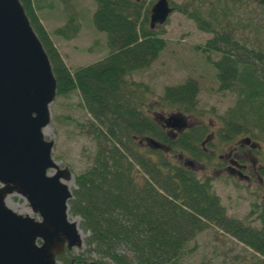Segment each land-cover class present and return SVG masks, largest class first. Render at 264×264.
Instances as JSON below:
<instances>
[{"label": "trees", "instance_id": "1", "mask_svg": "<svg viewBox=\"0 0 264 264\" xmlns=\"http://www.w3.org/2000/svg\"><path fill=\"white\" fill-rule=\"evenodd\" d=\"M69 1L60 0L64 5ZM93 1L92 26L105 35L107 53L100 61L70 71L51 36L74 38L79 31L76 14H67L63 26L49 33L41 23L40 1L19 0L50 63L56 97L77 92L88 116L78 125L79 131L93 145L91 165L73 176L67 213L79 219L78 228L87 235V252L99 259L85 263V258L65 251L56 260L62 264H179L186 245L212 228L248 248L258 264H264V209L257 215V226L228 217L210 179L196 176L174 160L175 150L189 153L194 162L211 159L201 151L198 135H184L174 144L153 113L159 109L192 114L196 82L187 79L165 87L151 106L145 104L153 97L148 86L130 79L133 72L147 69L165 47L160 34L148 28V6L141 0ZM257 3L264 12V0ZM171 5L199 31L212 35L203 56L207 60L210 53L219 54L211 63L218 91L234 96L225 129L247 134L264 146L263 56L239 48L230 32L219 33L217 19L211 18L215 23L204 20L202 9ZM149 138L169 152L139 145Z\"/></svg>", "mask_w": 264, "mask_h": 264}, {"label": "rangeland", "instance_id": "2", "mask_svg": "<svg viewBox=\"0 0 264 264\" xmlns=\"http://www.w3.org/2000/svg\"><path fill=\"white\" fill-rule=\"evenodd\" d=\"M39 1L43 6L39 11L41 23L49 33L54 28L63 26L67 14L71 12L76 14L79 31L74 38L65 41L51 36L70 71L93 64L105 57L107 53L105 35L96 31L91 22V13L95 9L93 0H70L68 5H64L60 0ZM141 1L149 9L155 0ZM168 2L170 5L171 3L177 6L187 4L188 7L202 9L204 20H209L210 23L212 17L217 19L218 25L221 26L219 33L224 30L230 32L232 42H235L239 48L252 54L260 53L264 60V12L257 0H168ZM65 6L69 7L65 8ZM155 31L164 39V49L147 69L138 70L130 75L133 82L147 85L152 92L153 97H150L145 104L154 105L165 87L177 86L191 79L197 85L196 109L192 114L181 115L189 122L211 124L214 128L215 125L219 128L226 121L225 116L232 108L234 96L229 92L218 91L216 73L211 63L219 59V54L210 53L207 60L203 56L202 49L212 35L199 31L193 21L175 9L169 14L166 22ZM48 110L50 120L44 129L43 138L53 143L52 161L59 168L68 169L72 176L81 173L91 165L93 145L90 137L79 131L78 125L88 119L81 107L79 95L73 91L66 97H55L49 104ZM153 113L165 117L175 112L155 109ZM177 153L178 151L175 150L174 154ZM182 154L184 160H193L189 153ZM204 161L205 170H202L204 172L201 173L202 176L199 175L198 170L195 174L210 179L212 192L218 197L226 215L234 219H245L251 222L249 223L251 226H257V223H252L253 219L248 216L249 208L255 201L253 196L245 189L238 188L237 185L225 182L212 174L211 166L215 156ZM49 173L52 174L53 171L50 170ZM63 183L66 185L71 183L69 187L67 186L68 190L74 187L72 180ZM7 199L6 206L14 213L39 220L38 216L30 211L24 199L15 195H10ZM69 219L79 223L78 218L69 217ZM86 237L87 235L82 234L81 247L69 252L72 257L81 256L85 258V263H92L99 258L94 253L87 252L88 248L84 243ZM58 264L62 263L58 262ZM179 264H258V257L232 238L208 228L198 233L186 245Z\"/></svg>", "mask_w": 264, "mask_h": 264}, {"label": "water", "instance_id": "3", "mask_svg": "<svg viewBox=\"0 0 264 264\" xmlns=\"http://www.w3.org/2000/svg\"><path fill=\"white\" fill-rule=\"evenodd\" d=\"M172 10L168 0H155L149 30L163 25ZM55 97L50 63L22 5L0 0V264H56V256L82 244L67 214L71 193L63 182L72 174L52 161L53 143L42 134ZM162 124L170 130L185 127L180 114ZM145 144L161 148L153 139ZM10 195L24 199L39 220L10 210L5 205Z\"/></svg>", "mask_w": 264, "mask_h": 264}, {"label": "flooded vegetation", "instance_id": "4", "mask_svg": "<svg viewBox=\"0 0 264 264\" xmlns=\"http://www.w3.org/2000/svg\"><path fill=\"white\" fill-rule=\"evenodd\" d=\"M158 124L160 123L158 122ZM215 127L211 124L204 125L188 120H186L185 127L179 130L169 131L161 126L164 136L174 144L184 135L190 133L198 135L201 151L212 156L211 158L215 156V161L211 166L212 174L225 182L237 185L238 188L245 189L253 196L255 201L249 208V217L257 223V215L259 211L264 209V146L260 141L251 138L247 134L229 133L223 124L219 128L216 125ZM215 142H217L216 145ZM139 145L143 146L140 141ZM209 146H212V148H209ZM216 150L222 152L219 153ZM161 151L168 153L169 149L164 147ZM182 153L184 152L179 153L178 151L174 155L177 165L187 167L194 173L198 170L197 172L202 176L205 170L203 169L205 168L204 159L201 163L184 160V154ZM195 168L197 169L195 170ZM204 178L208 177L204 176Z\"/></svg>", "mask_w": 264, "mask_h": 264}, {"label": "bare ground", "instance_id": "5", "mask_svg": "<svg viewBox=\"0 0 264 264\" xmlns=\"http://www.w3.org/2000/svg\"><path fill=\"white\" fill-rule=\"evenodd\" d=\"M44 129H45V128H44ZM44 129L42 130V134H43V133L45 134V130H44ZM70 184H71V183H70ZM70 184H67V186L69 187ZM8 197H9V196H8ZM8 197H7V198H8ZM7 198H6V200H5V204H6V203L8 204V199H7Z\"/></svg>", "mask_w": 264, "mask_h": 264}]
</instances>
